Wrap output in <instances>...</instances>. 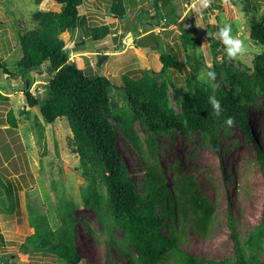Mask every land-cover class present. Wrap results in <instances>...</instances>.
I'll return each instance as SVG.
<instances>
[{
    "label": "trees",
    "instance_id": "trees-1",
    "mask_svg": "<svg viewBox=\"0 0 264 264\" xmlns=\"http://www.w3.org/2000/svg\"><path fill=\"white\" fill-rule=\"evenodd\" d=\"M41 1L33 0L34 7ZM54 1L60 4V10L45 12L35 8L33 19L36 26L18 36L20 56L10 68L0 53V69L9 78L15 76L22 79L21 89L26 106L22 113H28V107L38 106L46 123L60 117L68 120L72 131L70 145L73 153L78 154L79 169L86 181L82 203L92 210L100 226L99 232L90 228L87 232L95 243L105 245L107 254L103 264H122L112 260L111 253L114 252L122 258H129L130 264H264L260 259L264 239V197L259 222L242 238L236 229L237 219L228 213L233 254L220 259L198 255L188 250L184 242L188 241L192 232L202 237L210 234L215 226V203L203 194L195 175L182 174L177 164L174 165L173 184H167V174L158 160L161 134L175 129L187 135L200 132L202 138L218 150L219 128L226 125L225 119L229 116L234 118L233 124L246 136L255 140L250 132L248 109L264 94V15L254 17L250 27L251 42L263 49L256 54L252 71L240 70L225 62L217 63L216 54L224 46L210 35L213 64L207 71L215 72V80L202 81L198 78L201 54L196 50L191 32L182 28L181 44L189 58L182 61L183 69L185 62L193 69L186 74L185 84L179 86L171 79L169 71L171 68L181 69L178 64L181 60L180 45L177 44V49L172 48L167 36L161 37L150 29L138 33L141 21L149 27L163 19V23L157 25L166 27L168 23H177L179 14L162 13V0H151V7L141 6L143 0H129L127 6L124 0H109L107 15L119 20L128 18V10L137 6L130 22L125 20L126 31L121 32L118 38L117 34L113 35V40L117 41L112 50H123L125 43L132 39L139 51L151 56L149 61H153L154 53H159L158 72L142 69L138 77L124 73L123 84L118 85L107 75L93 71L91 61L94 58L91 55L96 57L99 50L94 54H78L72 60L69 50L64 49L65 41L61 33L79 28L84 19L79 8L84 0ZM220 2L212 0V6L219 8ZM213 9L204 8L208 13ZM85 33L91 42L85 45L80 39L74 40L71 47L74 51L94 48L96 42L103 41L113 32L111 25L105 23L90 26ZM152 63L155 64L154 61ZM32 70L44 81L45 95L42 97L30 91ZM158 74L163 78L159 79ZM113 89L121 92L125 104L110 98ZM169 90L180 107L179 112L171 103ZM210 96L220 101L222 112L219 117L213 114L208 99ZM3 97L0 93V98ZM7 119L12 127L17 125L13 110L8 111ZM136 121L144 129L143 138L135 129ZM34 127L39 140L44 139V126L36 122ZM117 130L127 138L139 156V163L144 169L143 190L117 150ZM260 132L264 140V117ZM256 147L258 159L264 163V148L258 143ZM75 206L73 200L58 204L60 221L55 227L46 213L32 208L29 220L34 230L17 247L27 256L53 257L54 260H49L47 264L80 263L82 257L75 235L77 218L72 215ZM163 226L167 228L166 232L162 231ZM115 228L125 233V239H118L112 234L111 230ZM127 242L132 252L128 250ZM17 256L15 253L11 258L17 260ZM9 261L7 259L2 263L8 264ZM85 264L94 263L85 261Z\"/></svg>",
    "mask_w": 264,
    "mask_h": 264
},
{
    "label": "rangeland",
    "instance_id": "rangeland-1",
    "mask_svg": "<svg viewBox=\"0 0 264 264\" xmlns=\"http://www.w3.org/2000/svg\"><path fill=\"white\" fill-rule=\"evenodd\" d=\"M128 1L124 0L126 6ZM141 4L151 7L152 1L143 0ZM161 4L162 13L179 14L177 23L171 22L165 25L166 27H161L157 25L163 23V19H160L156 25L151 24L147 27L142 24L144 21H141L138 33H145L150 29L161 37L167 36L172 48L177 49V44L180 45L181 60L178 64L182 70L171 68L169 71L171 79L177 85L185 84L186 74L192 68L187 62L184 63V69L182 65V61L188 58L186 48L181 44L182 28H187L191 32L196 50L201 54L198 76L201 72H207V68L212 66L213 55L209 37L210 35L215 37L218 28L224 24L231 25L232 35L239 36L244 41L248 53L241 59L228 60L225 49L220 48L216 54L217 63L223 58V62L227 65L252 71L254 58L263 49L251 42L250 27L254 17L264 15V0H221L219 8L212 6L210 0L207 7L214 8L211 13L204 10L206 7H202L199 0H162ZM34 6L33 0H0V53L10 68L13 61L20 56L18 36L37 24L33 19L35 8L45 12L60 10V5L54 0H42L37 7ZM108 7L109 0H84V4L79 8L84 16L79 28L69 34L67 31L61 33L65 44L71 46L74 40L80 39L88 45L91 41L86 37L85 31L88 32L89 27L93 25L110 24L113 33L103 41L96 42L95 47L88 48L89 50H73L74 52L69 50L70 58L76 59L77 54H94L96 50H99V53H108L101 67L96 66V69L93 65L91 67L93 71L97 70L98 73L107 75L118 85L123 84L124 73L138 77L142 69L158 72L159 53L152 55L151 60L155 62L153 64V61H149L151 56H145L139 51L132 39L125 43L123 50H112L113 44L117 41L115 38L113 40V35L117 34L118 38L121 32L126 31L125 20L128 19L126 22H130L129 19L133 17L137 6L128 10L129 17H124L125 20L107 15ZM146 22L151 23V21ZM70 40L71 45L68 44ZM163 48H166V44ZM91 56L95 59L91 58L95 64L96 57ZM30 74L32 76L30 91L35 96H44L45 84L41 76L34 70ZM158 75L159 79L163 78ZM21 86L20 77L9 78L0 69V93L4 96L0 98V256L9 254L11 257L16 253L17 261L31 262V264H47L49 260H54L53 257L27 256L17 246L34 230L29 220L32 208L46 213L50 223L55 227L60 221L58 204L73 200L76 206L72 215L77 218L76 242L82 257L78 264H85V261L103 264L107 249L103 243H95L92 235L87 232L88 228L99 232L100 226L92 210L82 203L86 181L79 169L78 154L73 153L70 145L72 131L68 120L60 117L52 123H46L38 106L28 107V113H22L21 110L26 106ZM171 93L172 91L169 90L171 103L179 112L180 107L172 99ZM110 98L119 104L126 103L117 89L111 91ZM10 110H13L15 115L17 123L15 127H12L7 119ZM263 117L264 94L259 96L257 102L248 109L250 132L255 140L246 136L235 124L231 127L221 125L218 150H215L207 139H203L200 132H191L187 135L175 129L161 134L158 160L167 174L166 183L173 184L172 176L176 172L174 165L177 164L182 174L195 175L203 194L216 206L215 226L212 231L205 237L192 232L188 241L184 242L188 250L215 259L231 255L234 252V243L228 226V213L230 212L237 219L236 229L241 238L248 229L259 222L263 209L264 163L258 159L256 143L264 148V140L260 132ZM36 122L44 126V139L39 140L34 127ZM135 129L142 138L145 137L139 121H136ZM44 144L46 145L43 146ZM116 146L131 176L138 181L139 188L143 190L144 169L139 163V156L119 130H117ZM162 231L166 232L167 228L163 226ZM111 232L118 239H125V233L121 229L115 228ZM262 247L260 259L264 261V239ZM127 248L133 251L128 242ZM111 255L112 260L118 263L130 264L129 258H122L115 252ZM10 257L8 264H18L17 261L12 262Z\"/></svg>",
    "mask_w": 264,
    "mask_h": 264
},
{
    "label": "clouds",
    "instance_id": "clouds-1",
    "mask_svg": "<svg viewBox=\"0 0 264 264\" xmlns=\"http://www.w3.org/2000/svg\"><path fill=\"white\" fill-rule=\"evenodd\" d=\"M209 3H210V0H199V4L202 7H207ZM214 35H215V38L218 39L223 44L228 60L241 59L248 53V48L245 45L244 41L239 36L232 35L231 25L224 24L220 26ZM68 44L71 45L72 41L71 40L68 41ZM72 45L71 46L66 45L64 46V49L71 50L72 52H74L73 49L71 48ZM97 53L99 52H96V54ZM257 54H259V52ZM220 62H223V58H221ZM91 64L93 66H96V64H94L93 61H91ZM198 78L201 79L202 81L215 80L216 74L214 71L201 72ZM208 99H209V103L212 106L213 114L219 117L222 112L220 101L216 99L215 96H210ZM233 123H234L233 117L229 116L225 119V124L228 125L229 127H231Z\"/></svg>",
    "mask_w": 264,
    "mask_h": 264
},
{
    "label": "water",
    "instance_id": "water-1",
    "mask_svg": "<svg viewBox=\"0 0 264 264\" xmlns=\"http://www.w3.org/2000/svg\"><path fill=\"white\" fill-rule=\"evenodd\" d=\"M108 57V53H97L96 54V66L101 67L102 62ZM10 257L9 254H3L0 256V263L5 262ZM11 258V257H10ZM17 260L12 258V262H16ZM18 264H27V262L24 261H17Z\"/></svg>",
    "mask_w": 264,
    "mask_h": 264
},
{
    "label": "crops",
    "instance_id": "crops-1",
    "mask_svg": "<svg viewBox=\"0 0 264 264\" xmlns=\"http://www.w3.org/2000/svg\"><path fill=\"white\" fill-rule=\"evenodd\" d=\"M67 33L69 34L70 32L67 31Z\"/></svg>",
    "mask_w": 264,
    "mask_h": 264
}]
</instances>
